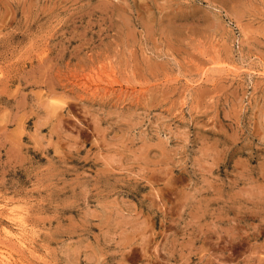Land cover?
Instances as JSON below:
<instances>
[{"label":"rangeland","instance_id":"374dc122","mask_svg":"<svg viewBox=\"0 0 264 264\" xmlns=\"http://www.w3.org/2000/svg\"><path fill=\"white\" fill-rule=\"evenodd\" d=\"M0 264H264V0H0Z\"/></svg>","mask_w":264,"mask_h":264},{"label":"bare ground","instance_id":"6f19581e","mask_svg":"<svg viewBox=\"0 0 264 264\" xmlns=\"http://www.w3.org/2000/svg\"><path fill=\"white\" fill-rule=\"evenodd\" d=\"M6 233H7V231H6Z\"/></svg>","mask_w":264,"mask_h":264}]
</instances>
